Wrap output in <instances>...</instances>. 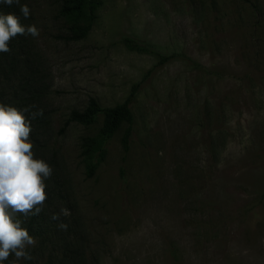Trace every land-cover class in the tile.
<instances>
[{
    "label": "rangeland",
    "instance_id": "374dc122",
    "mask_svg": "<svg viewBox=\"0 0 264 264\" xmlns=\"http://www.w3.org/2000/svg\"><path fill=\"white\" fill-rule=\"evenodd\" d=\"M61 3L20 0L22 26L39 29L24 43L63 196L44 205L60 218L31 260L3 264H264V0H100L81 40H67ZM132 86L126 151L122 123L103 156L79 153L100 116L58 133L71 110Z\"/></svg>",
    "mask_w": 264,
    "mask_h": 264
},
{
    "label": "trees",
    "instance_id": "16d2710c",
    "mask_svg": "<svg viewBox=\"0 0 264 264\" xmlns=\"http://www.w3.org/2000/svg\"><path fill=\"white\" fill-rule=\"evenodd\" d=\"M61 2L58 16L67 25V40L83 39L93 25L95 10L100 6V0H61ZM10 13L19 17L22 25L18 6L15 3L11 6L0 3V14L7 15ZM25 38L26 35L17 36L8 45L11 51L9 53H0V104L16 107L17 109L35 105L36 107L32 108L31 111L42 110L43 115L38 116L36 119H31L30 114L26 113L32 129L30 139L34 144V157L44 160L53 169L51 177L45 181L47 185L45 190L47 197L58 196V194L61 196L62 192L58 190V185L60 184L55 174L57 173L56 152H46L43 143L44 132L49 127V124L46 123L45 113L40 105L44 95H46V91H44L46 87L39 85V78H35L38 70L30 65L29 59L26 57V53H29V48L24 43ZM129 43L138 51L149 54L153 53L135 42L131 41ZM135 88L136 86H132L129 96L122 103H116L110 107H102L95 100L89 99L83 110L77 111L73 109L69 112L68 120L58 133L64 131L70 122H76L79 125L86 126L91 124L96 117L100 116L101 126L96 131V135L91 137L86 136L80 139L79 153L85 158H90L93 155L103 156L104 144L122 123L126 124V128L123 131L120 142L123 151H126L129 145L132 123L128 103L132 100V94ZM86 169L90 173V166L86 165ZM17 219L21 221V226L28 231L29 235L35 239L47 233L54 221L48 216L45 205L38 215L27 218L18 215ZM74 255L75 253H71L63 259L72 260L71 264H76L73 261Z\"/></svg>",
    "mask_w": 264,
    "mask_h": 264
},
{
    "label": "clouds",
    "instance_id": "9594fccd",
    "mask_svg": "<svg viewBox=\"0 0 264 264\" xmlns=\"http://www.w3.org/2000/svg\"><path fill=\"white\" fill-rule=\"evenodd\" d=\"M0 3L11 6L19 5L22 16L27 19L30 9L21 5L20 0H0ZM39 36L35 25L22 26L20 18L14 14H0V53H9V44L17 36ZM35 105L23 109L0 104V264L14 255L16 261L31 260L27 251L34 247L37 239L29 235L21 226L18 215L25 218L38 215L47 201L45 181L53 169L42 159L34 157V144L30 139L31 126L26 113L31 119L42 116V110L31 111ZM61 214L70 216L68 208H62ZM60 215L54 214L51 219L57 220ZM59 229L67 230L68 224L61 223Z\"/></svg>",
    "mask_w": 264,
    "mask_h": 264
}]
</instances>
